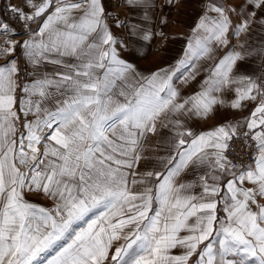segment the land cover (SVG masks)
<instances>
[{
    "label": "snow or ice",
    "instance_id": "snow-or-ice-1",
    "mask_svg": "<svg viewBox=\"0 0 264 264\" xmlns=\"http://www.w3.org/2000/svg\"><path fill=\"white\" fill-rule=\"evenodd\" d=\"M201 4L182 56L145 73L121 49L163 31L104 0H5L0 264H264V76L241 70L264 61V0ZM123 5L146 21L156 0ZM220 108L249 114L193 129Z\"/></svg>",
    "mask_w": 264,
    "mask_h": 264
},
{
    "label": "rangeland",
    "instance_id": "rangeland-1",
    "mask_svg": "<svg viewBox=\"0 0 264 264\" xmlns=\"http://www.w3.org/2000/svg\"><path fill=\"white\" fill-rule=\"evenodd\" d=\"M104 3L106 9L111 13V18L119 17L121 23H130L123 16L124 14H122L125 12H120V10L124 8L123 0H104ZM156 5L160 8L159 19L155 22V25L151 23L150 20H148L145 21L142 26L157 33L163 31L164 37L156 36L151 42H149L146 56L144 57V60L140 61V64H138V60H131V56L129 57L128 52L134 50L131 48L133 46L132 43L127 49H121L124 59L135 63L136 66L140 65V68L145 69L146 73L155 70L157 67L174 63L178 58L182 56L183 51L186 47L187 38L191 35V29L196 23L198 16L201 13L202 7L201 0H179V3L174 2L171 6H165L164 0H156ZM148 11H150V9H148ZM165 15L167 16V24L162 25L161 18ZM186 20L189 22L190 26L186 27V25H180L183 21ZM177 21H179L178 25H176ZM109 26L116 37L124 39L127 36V30L122 27L117 28L116 25L112 23V19L109 20ZM13 27L17 30V32H23L21 24H13ZM15 38L21 41L27 39V37L23 34L18 35ZM125 42L128 43V41ZM17 55H20L19 48L17 50ZM259 62L260 64L258 69L261 71V62L264 61H261L259 59ZM0 63H3V61H0ZM229 98H231V96H229ZM223 109L226 110V112L229 114L228 117H230L232 109L220 108L211 116L209 122L206 121L205 123H202L197 127V132L208 131L221 124H224V122H219V118L222 117H220L219 112ZM244 116L235 117L232 121L234 122L242 120ZM154 144L155 140H152L146 145L148 154H151V149ZM190 178L192 177H187V179ZM29 199L33 202L41 203L44 205L50 204L49 201H45L38 196H31L29 197Z\"/></svg>",
    "mask_w": 264,
    "mask_h": 264
},
{
    "label": "crops",
    "instance_id": "crops-1",
    "mask_svg": "<svg viewBox=\"0 0 264 264\" xmlns=\"http://www.w3.org/2000/svg\"><path fill=\"white\" fill-rule=\"evenodd\" d=\"M21 0H12V3L14 4H20ZM5 3V0H0V7H2V5ZM160 8L156 7L154 9H150V11L147 10V15L150 17V22L153 23L155 25V22L159 19V15H160ZM125 12V13H122L124 14L123 16L126 18H129L127 21L130 22L131 20H137V21H141L142 22V25L145 23V20L143 19L144 15H145V11L141 10V11H137L135 14H133L128 8L124 7L120 10V12ZM119 12V13H120ZM146 20V21H148ZM179 24V21H177L176 25ZM180 25H186L187 26H190L189 25V22L186 20V21H183ZM256 37L254 36L253 37V40L255 41ZM133 46L131 47L132 49H134L133 51H129L128 54H129V57L131 60H138V64H140V61L144 60V57L146 56V52L148 50V47H149V42L148 41H143V40H138L137 42L135 43H132ZM128 56V55H127ZM259 59L258 58H253V59H250L248 61H245L244 64L242 65V68L241 70L245 73V74H248V75H258V76H264V62H261V71L258 69L259 68ZM138 69H140L142 72H145V69L143 68H140V65L137 66ZM196 88V85H192L191 87L189 88H186L185 89V92L186 93H191L194 89ZM250 107H253V106H250ZM220 114V117L219 118V122H229V121H232L235 117H239V116H247L249 114V112L246 110V111H236V110H232L231 113H230V117H228V113L226 112V110H222L219 112ZM211 119V116L205 120H193L191 122L192 124V127L194 130L197 131V127L200 126V124L202 123H205L206 121L209 122ZM147 147V146H146ZM192 179V178H190ZM189 179V180H190ZM31 197V196H30Z\"/></svg>",
    "mask_w": 264,
    "mask_h": 264
},
{
    "label": "built area",
    "instance_id": "built-area-1",
    "mask_svg": "<svg viewBox=\"0 0 264 264\" xmlns=\"http://www.w3.org/2000/svg\"><path fill=\"white\" fill-rule=\"evenodd\" d=\"M250 151L251 150L249 148L244 146L243 141L234 139L231 142V149L228 155H229V158L233 159L234 162H241L247 159Z\"/></svg>",
    "mask_w": 264,
    "mask_h": 264
}]
</instances>
